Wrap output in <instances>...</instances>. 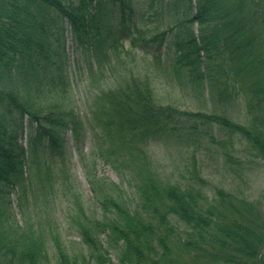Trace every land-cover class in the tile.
Instances as JSON below:
<instances>
[{
  "label": "trees",
  "instance_id": "16d2710c",
  "mask_svg": "<svg viewBox=\"0 0 264 264\" xmlns=\"http://www.w3.org/2000/svg\"><path fill=\"white\" fill-rule=\"evenodd\" d=\"M173 1L182 17L147 41L136 30L131 43L158 49L169 37L175 62L192 84L207 89L219 108L243 105L246 122L159 104L149 80L130 75L91 104L100 139L110 145L107 158H121L129 167L145 161L139 144L186 123L193 132L198 126L209 131L212 141L213 128L236 136L264 162V0ZM133 9L134 0H0V264H48L43 237L24 222L6 221L9 196L24 191L30 150L62 155L67 131L74 144L82 141V122L73 111L41 104L57 28L69 25L79 46L99 50L102 32L116 21L122 25ZM161 57L153 55L155 66L164 65ZM144 168H131L140 181L133 207L118 185L92 176L101 219L79 209L77 230L86 252L70 255L53 239L56 264H114L104 244L116 251L118 264H264V211L258 203L219 188L209 197L194 185L163 184ZM194 169L192 178L202 182ZM44 176L51 188L48 167Z\"/></svg>",
  "mask_w": 264,
  "mask_h": 264
},
{
  "label": "rangeland",
  "instance_id": "374dc122",
  "mask_svg": "<svg viewBox=\"0 0 264 264\" xmlns=\"http://www.w3.org/2000/svg\"><path fill=\"white\" fill-rule=\"evenodd\" d=\"M164 2L134 0L132 15L122 25L116 21L102 32L99 50L79 46L69 25L60 23L57 28L56 52L45 70L48 79L53 80L50 85L48 79L43 82L41 104L44 108L57 104L73 111L82 122V141L74 144L72 133L67 131L62 155L47 156L39 149L30 150L24 167V191L15 189L10 193L5 212L10 225L24 222L43 237L48 264H56L53 239L59 240L70 255L86 252L77 230L82 220L79 209L95 220L102 216L90 185L93 175L108 185H118L122 198L131 207L136 202L135 187L140 182L131 168L136 171L142 165L163 184L194 185L209 197L213 189H223L255 201L264 211V162L244 141L223 131L213 128L209 133L212 141L201 126L193 132L188 124L181 123L176 130L156 134L139 144L145 161L135 162L131 168L121 158H107L110 145L100 139L91 104L100 92L113 88L130 75L147 78L159 104L222 114L234 122H246L243 105L235 103L219 108L207 89L192 84L188 74L175 62L169 37L158 49L153 43H131L136 30L142 31V39L147 41L182 17L179 3L172 0L167 7L163 6L167 5ZM157 53L164 60L160 67L153 64L152 57ZM112 68L114 71L110 72ZM27 140L25 135L26 149ZM225 154L230 156V162L224 158ZM47 167L52 175L51 188L44 182ZM193 168L202 182L192 178ZM176 225L178 230L183 228ZM104 248L110 252L112 262L118 264L116 251L106 244Z\"/></svg>",
  "mask_w": 264,
  "mask_h": 264
}]
</instances>
